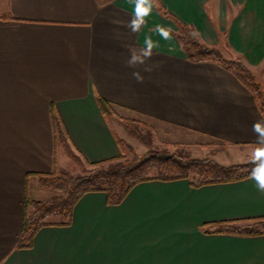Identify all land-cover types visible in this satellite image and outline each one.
I'll use <instances>...</instances> for the list:
<instances>
[{
  "label": "crops",
  "instance_id": "crops-1",
  "mask_svg": "<svg viewBox=\"0 0 264 264\" xmlns=\"http://www.w3.org/2000/svg\"><path fill=\"white\" fill-rule=\"evenodd\" d=\"M163 10L242 62L264 89V0H156L136 34L125 27L130 0H0V264H264V235L201 230L264 217V194L250 178L200 187L145 181L116 205L89 192L69 225L43 226L30 247L19 245L38 177L76 163L57 139L58 126L84 164L121 154L117 116L151 119L248 154L236 163L251 160V126L264 120L259 98L230 70L189 62ZM158 25L169 39L153 31ZM149 36L158 45L151 60L128 67L129 48Z\"/></svg>",
  "mask_w": 264,
  "mask_h": 264
},
{
  "label": "trees",
  "instance_id": "trees-1",
  "mask_svg": "<svg viewBox=\"0 0 264 264\" xmlns=\"http://www.w3.org/2000/svg\"><path fill=\"white\" fill-rule=\"evenodd\" d=\"M96 1L103 5L111 0ZM162 15L176 26V40L189 62H213L230 70L244 87L258 97L260 85L242 62L226 59L219 50L203 43L193 26L183 23L167 10H163ZM99 102L104 111L110 112L108 103L101 99ZM261 109L264 112L263 103ZM118 119L129 136L147 143V137L139 129L143 125L141 117ZM56 136L64 151L81 166L82 173L74 175L66 170H58L38 177L40 188L50 189L54 195L47 199L28 197L26 216L19 234V245L22 247H30L32 237L43 226L69 225L74 205L86 193L102 192L106 195L108 204L116 205L141 182L185 179L193 187L232 183L249 178V171L253 167L251 160L225 166L211 158H185L174 154L169 156L151 150L137 162L126 158L121 152L116 158L89 163L85 167L71 149L60 126L56 127ZM201 230L210 234L264 235V217L211 223L203 225Z\"/></svg>",
  "mask_w": 264,
  "mask_h": 264
},
{
  "label": "rangeland",
  "instance_id": "rangeland-1",
  "mask_svg": "<svg viewBox=\"0 0 264 264\" xmlns=\"http://www.w3.org/2000/svg\"><path fill=\"white\" fill-rule=\"evenodd\" d=\"M255 80L259 83L257 78ZM258 98L259 102L263 103V88L260 90ZM117 117L115 119H118ZM112 118V116H109L110 120ZM141 118L143 120V125H140L139 129L142 135L147 137V143L136 140L135 138L129 136L126 131L124 137L120 141V150L124 156L128 159L135 160L136 162L146 157L150 150L154 153L169 154V156L174 154L181 155L185 158H211L225 166L241 162L243 158L248 156L246 152H243L241 155H237L234 152L231 154L230 151H226L224 147L211 139L201 137L196 134H188L177 128L154 122L151 119ZM112 125L116 126L115 124ZM122 129L124 131L123 127ZM84 166L88 167L86 164H84ZM65 168L74 175L82 173V168L78 162L75 163L72 160L67 162ZM53 195L54 192L46 188L38 189L35 192L32 191L29 194L30 197L36 199H47Z\"/></svg>",
  "mask_w": 264,
  "mask_h": 264
},
{
  "label": "clouds",
  "instance_id": "clouds-1",
  "mask_svg": "<svg viewBox=\"0 0 264 264\" xmlns=\"http://www.w3.org/2000/svg\"><path fill=\"white\" fill-rule=\"evenodd\" d=\"M133 4V12L131 19L127 22L125 27L133 34L140 31L145 24V18L150 15L156 0H130ZM153 31L157 32L164 39L170 38V30H166L161 26H157ZM158 47L152 38L146 37L144 40V46L130 47L129 58L126 61V65L131 68H135L137 65H145L147 61L151 60L153 56V49ZM145 71H151V67H145ZM133 77L138 82H143V77L139 72L134 71ZM251 131L255 135V148L251 153V163L253 167L249 171V178L255 182L257 190L264 194V120H257L251 126Z\"/></svg>",
  "mask_w": 264,
  "mask_h": 264
},
{
  "label": "water",
  "instance_id": "water-1",
  "mask_svg": "<svg viewBox=\"0 0 264 264\" xmlns=\"http://www.w3.org/2000/svg\"><path fill=\"white\" fill-rule=\"evenodd\" d=\"M263 104H264V99H263Z\"/></svg>",
  "mask_w": 264,
  "mask_h": 264
}]
</instances>
